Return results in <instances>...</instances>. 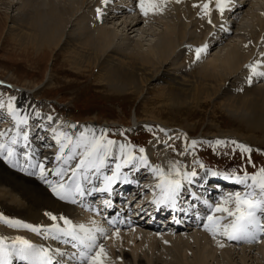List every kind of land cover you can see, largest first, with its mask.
<instances>
[{"label":"bare ground","instance_id":"obj_1","mask_svg":"<svg viewBox=\"0 0 264 264\" xmlns=\"http://www.w3.org/2000/svg\"><path fill=\"white\" fill-rule=\"evenodd\" d=\"M93 1L96 0H0L3 9L0 11V37L17 57L22 55L28 60L31 52V58H34L44 49L59 52L65 64L76 71L91 72L96 69L95 75L99 83L106 86L108 93L125 99L143 96L144 114L135 108L134 124L145 118L166 127L180 128L190 136L194 123L190 124L185 119L178 124L174 117L176 112L189 106L201 110L203 104L210 103L215 106L212 113H216L215 108H220L237 119L235 122L241 126L232 129L233 136L250 144L264 143V76L252 75L249 83V69L245 71L249 61H264V56H261L264 53V10L260 14L252 9L246 11L242 8L247 0H230L229 8L221 14L212 6L215 0H210L211 11L205 16L199 6L203 0H167L162 11L144 16L132 0H107L97 18L96 11L92 10ZM194 4L197 6L193 7ZM232 11L246 13L244 15L251 19L249 29L235 34L240 40L230 41V34L234 31L226 26L228 21L222 24V19H229ZM234 21L236 19H232ZM242 36L247 38L245 42ZM201 44H207L208 50L214 49L210 55L205 50L209 55L206 60L204 57L203 61L195 60L191 66L193 52L187 59L180 60L181 52L189 46L198 47ZM259 70L264 71V63L260 64ZM15 89L19 97L18 105L22 106L25 102L24 90ZM44 122L51 124L49 120ZM87 128L92 129L87 132L88 136L100 135L103 129L93 124ZM11 129L1 130L11 135ZM45 134H40L39 139ZM39 147L45 149L29 138L28 146L23 143L15 145L20 165L17 167L0 158V214L27 223L48 224L51 221L44 213L52 211L57 216H67L73 223L92 226L91 221H95L101 225L97 217L82 212L76 203L53 197L48 185L39 175L33 174L40 171L42 163L48 179H59L52 174L58 166L55 157L58 146L55 151L45 149L42 151L45 154ZM24 152H28L29 157H25ZM159 154L152 152L149 163L166 171L173 161L164 156L161 158ZM29 158L35 163H29ZM76 160L78 155H74L65 166L75 167ZM137 173L134 179L138 184L140 180L144 183L137 187L136 197L143 193L145 185H152L150 181L153 177L143 167ZM63 175L66 178L71 173ZM90 179L98 181L99 178ZM97 185L99 183L95 187ZM237 186L242 190L240 185ZM137 229L140 228L106 231V239L98 234L97 243L110 257L106 264H117L115 262L119 258L123 264H207L210 260L234 261V256L239 259L238 264H247V254L255 248V253H260L262 258L254 264L264 261V237L260 242L249 244L239 241L232 246L218 235L213 237L205 227L191 230L189 234L188 231ZM114 231L115 236L112 235ZM0 233L8 240L23 236L36 244H43L36 235L24 230L0 229ZM137 236H140L139 241L135 240ZM165 237L164 245L167 247L160 244ZM129 243L130 252L125 249ZM193 245L195 249H192ZM189 250L190 260L187 259ZM237 250H241L242 254ZM253 256L249 255V258L256 259Z\"/></svg>","mask_w":264,"mask_h":264},{"label":"snow or ice","instance_id":"obj_2","mask_svg":"<svg viewBox=\"0 0 264 264\" xmlns=\"http://www.w3.org/2000/svg\"><path fill=\"white\" fill-rule=\"evenodd\" d=\"M166 0H136V8L139 9L141 15L147 16L151 13L162 11ZM101 3H107V0H101ZM210 0H203L200 4L201 13L205 16L209 15L211 8ZM230 0H215L214 7L217 12L223 13L229 8ZM197 5H193L196 7ZM97 18L101 14V9H96ZM201 13H198L201 14ZM210 22V21H209ZM223 27V25H221ZM191 47V46H189ZM207 44H201L194 48L193 62L199 58L200 54L205 51ZM264 56V53H261ZM264 61H255L246 67L249 69L248 82H251V76H264V71L259 70V65ZM14 98L9 97L7 103L8 114L15 122L16 127L11 129V135L0 130V158L11 164L13 167L20 166L18 162V153L15 145L23 143L28 146L29 129L27 127L20 128V125L28 124V116H21L20 109L13 103ZM0 107H4V103L0 100ZM39 116V113H36ZM51 121L52 116L46 117ZM59 124V122H57ZM19 129V130H18ZM92 129L86 128L85 132L77 133L76 140L72 137L60 132L53 127V139L56 141L58 150L55 153L58 166L55 167L52 174L59 179L50 180L47 178L46 169L41 163L40 171L33 172L48 185L51 195L60 201L77 203L87 195L96 193H107L108 197L114 195L113 185L120 183H137L134 178H130L131 174L137 172L141 167L146 168L154 177V185H145L151 188V203L157 208L161 206L172 211H191L197 208L198 204H204L208 207L209 212L203 218V226L208 232L215 237L216 235L225 236L229 240L252 242L259 235L264 234V166L259 167L253 172L243 170V166L228 171H216L211 168H205L204 164L194 158L192 170H187L185 166L181 167V161L171 162L165 171L159 165L150 164L145 149L130 142H117L109 139L104 135L93 134L86 135ZM101 132L106 131L101 129ZM164 131V129H161ZM187 147L179 155L184 156L191 154L188 149L194 148L198 141H187ZM216 150L217 146L226 144L235 145L240 149L241 153H250L251 148L243 143L235 140L225 141L216 139L214 141H203ZM173 151L176 149L173 147ZM67 153L66 155L64 153ZM138 152V154H137ZM25 157H29L28 152L23 153ZM74 155H78L75 161V167H66ZM109 157L114 158L115 164L111 167V171H106V165ZM29 163L34 164L30 158ZM252 164L249 157L246 161ZM195 165H199V172ZM128 168V171L122 169ZM24 170V166H21ZM70 172L71 175L65 176L64 173ZM203 173V175H200ZM90 177H98V181L90 179ZM199 177V180H197ZM208 177H222L225 180L232 181L242 187V190L226 193L220 197V202L216 205L210 204L207 200H200L194 187V184L204 181ZM99 183V187L95 184ZM192 201H196L193 203ZM103 204L106 207H112L111 199H104ZM186 205L181 208V205ZM230 206V207H229ZM89 210H94L90 206ZM221 213L216 216L213 213ZM51 221L48 224L27 223L23 220L11 218L0 214V222H3L12 228L27 229L32 233L42 235L44 238L58 240L64 244H70L75 251L69 253L60 248H51L42 244H36L23 236H15L8 240L4 236H0V264H13L14 261H22L23 264H105L106 252L102 245L97 243V237L103 236L105 239L106 229L91 221L92 226H86L84 223H73L67 216L61 214L57 216L52 211L44 213ZM198 218L200 216L197 213ZM115 219V218H113ZM109 223H112L110 220ZM113 236L116 235L114 231ZM6 240L8 242H6Z\"/></svg>","mask_w":264,"mask_h":264},{"label":"rangeland","instance_id":"obj_3","mask_svg":"<svg viewBox=\"0 0 264 264\" xmlns=\"http://www.w3.org/2000/svg\"><path fill=\"white\" fill-rule=\"evenodd\" d=\"M133 1L136 3V0H132V2ZM93 2L92 10L96 11V8L101 9L104 6L101 0ZM212 6H214V4ZM242 9L246 11L252 9V11L260 14L262 10H264V0H247ZM2 10L3 9L0 7V11ZM244 14H239L238 11L234 12V20L236 19L234 22H231V17L229 19H225L224 17V20L222 19V24L228 21L226 26L234 31L231 33L232 35L230 34V41L232 39L238 40V38L240 40V37L235 36V34H237L238 31L249 29L251 19ZM242 38L244 42L247 40L245 36H242ZM1 41L2 37H0V81H5L7 83L8 80L16 83L18 86L15 87L8 82L10 86L14 87L12 89L10 86L0 83V100L4 103V107H0V130L3 128H13L16 125L7 110L8 98L12 97L14 98V105L21 110L19 114L21 116L30 115L33 118L32 120L30 118L28 119V124L26 126L23 124L20 125V128L27 127L29 129V138L31 140L37 138V134L34 135L35 129L40 131L42 128H45L46 130L42 129L43 131L41 130L40 134L43 132L49 133L47 134V139L42 144L45 149L55 151L57 147L56 141L53 139V133L51 132L53 127L57 128L60 132L70 134L75 141L77 133L85 132V129L93 124L106 130L101 132L100 135H104L109 139H113L114 137L118 142H130L137 146V148L143 147L149 162L152 152L156 151L157 153H161L159 154L161 158L164 156L169 161H181L182 169L186 166L189 171L192 170L194 166V158H198L206 169L211 168L216 171H228L230 169L239 170L240 167L243 166L244 171L251 173L259 167L264 166V143L254 142L255 144H250L233 136L231 133L232 129L234 127H240L241 125L235 122L237 119L233 118V114L226 110L215 108L216 113H212L213 107L215 106L210 103L203 104L201 110L194 106H189V111L188 108H184L185 110L182 109L179 112L173 110L177 113L174 117L176 119L175 122L178 124L184 122L183 120L185 119L188 123H194V130H192L190 136L186 135L180 128L166 127L156 121L145 120V118H142L134 124L132 118L134 109L136 108V110L144 114L142 105L144 102L143 96L125 99L121 96L108 93L109 91L106 89V86L99 83L95 75L96 69H93L91 72L76 71L68 64H65L59 52L44 49L39 52V54L34 55V58H31L33 57V53L31 52L28 60H25L26 57L24 58L22 55V58L21 56L17 57V54H14L9 47L5 46L3 43L4 41ZM194 48L195 47H190L181 52L182 56L180 60L187 59L194 51ZM213 50L214 49H207L208 54H212L214 52ZM207 51H203L196 61H203V57L204 60H206L209 57V55L206 54ZM251 63H253V61H249V64ZM194 64L195 62H193L191 66ZM249 64L247 63V65ZM258 67H260V65ZM246 68L247 67H245V71L248 70V68ZM34 84L35 86H33ZM15 88L24 90L25 102H22V106L18 105L19 97L17 89ZM148 97H150V94H148ZM36 113H39V116H37ZM162 114H164V112ZM48 116H52V120L50 121L52 125L48 122H44L47 120L46 117ZM57 122H59V124H57ZM161 129H164V131H161ZM36 133H38V131H36ZM185 138L187 141L196 140L198 143L194 148L188 149L191 154L181 156L179 152L184 151L187 147ZM216 139L225 141L235 140L238 143L248 145L251 148V152L242 154L239 148L231 144L217 146L214 151L211 145L202 143L203 141H214ZM173 147L176 151H173ZM40 149L41 153H46L42 152L45 149ZM249 157L252 160V164L246 162ZM195 167L199 172V165H195ZM151 182L153 181H150V183ZM144 191L145 192L142 191L141 197L152 196L149 190L144 189ZM0 229L16 232L24 230V232H30L23 228L9 227L3 222H0ZM139 230L147 229H137V231ZM190 232L191 229L190 231L188 230V234ZM33 234L38 236L40 240L42 239L41 241L52 244L50 238H44L42 235L36 233ZM165 239L166 237L160 242L163 246H165ZM135 240L139 241L140 236H137ZM130 245L131 243L125 247L129 252ZM194 246L195 245L192 246V249ZM165 247H167V245ZM237 251H239L240 255L242 254L241 250ZM255 252H257L256 248L253 249L250 254L246 252L248 255L245 260L247 264L257 263L259 262V258H262L260 253ZM190 253V250L187 251L188 260H190ZM249 255H254L255 257H253L256 259L253 260V258H249ZM109 258L110 257L106 255L105 264L110 260ZM233 259L234 261L223 259L222 262L210 260L207 264L239 263L237 256H234ZM115 263L123 264L121 258ZM259 264H264V261H260Z\"/></svg>","mask_w":264,"mask_h":264}]
</instances>
